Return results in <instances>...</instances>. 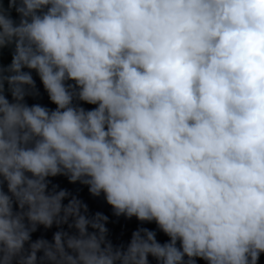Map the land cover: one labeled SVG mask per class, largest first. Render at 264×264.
<instances>
[{"label": "clouds", "instance_id": "obj_1", "mask_svg": "<svg viewBox=\"0 0 264 264\" xmlns=\"http://www.w3.org/2000/svg\"><path fill=\"white\" fill-rule=\"evenodd\" d=\"M262 255L264 0H0V264Z\"/></svg>", "mask_w": 264, "mask_h": 264}, {"label": "water", "instance_id": "obj_2", "mask_svg": "<svg viewBox=\"0 0 264 264\" xmlns=\"http://www.w3.org/2000/svg\"><path fill=\"white\" fill-rule=\"evenodd\" d=\"M35 76V74H33ZM37 86L41 88L42 96L41 98L37 100L28 99V103H41L45 106H48L50 108H54V105H51L48 100L46 94L43 93L42 85H40L39 79L36 78ZM86 109H91L95 106L93 105H82ZM54 183H58L62 188H67L69 191H71L73 194L78 195L80 199H82L85 203L89 205V210L91 213H95L96 211L103 212L105 215L109 216V223L107 224V227L109 228L110 232V238L113 240L114 243H127L131 238V233L137 229V227L141 226L135 219L128 221L125 220L123 217L117 219L116 217L112 216L111 209L109 206H107L102 199H94L90 197V195L87 192L86 187H82L80 185H70L67 183L66 179L63 177L55 178ZM144 227H148L150 230H155L154 224H145ZM52 231H55V228H53L51 231H48L47 233L43 232V229H41L39 232L33 234V239H36L40 237L42 234L47 239H51ZM157 239L161 243L167 241V237L164 236L162 233L157 234ZM152 264H155L153 261ZM197 264H205L204 261H197ZM260 264H264V255L261 256Z\"/></svg>", "mask_w": 264, "mask_h": 264}, {"label": "trees", "instance_id": "obj_3", "mask_svg": "<svg viewBox=\"0 0 264 264\" xmlns=\"http://www.w3.org/2000/svg\"><path fill=\"white\" fill-rule=\"evenodd\" d=\"M15 16V14H13ZM10 62V55L8 54V52L6 51L4 54V63L7 64Z\"/></svg>", "mask_w": 264, "mask_h": 264}]
</instances>
